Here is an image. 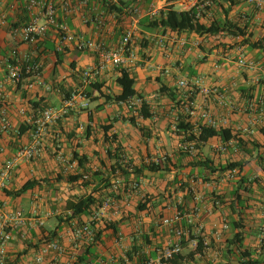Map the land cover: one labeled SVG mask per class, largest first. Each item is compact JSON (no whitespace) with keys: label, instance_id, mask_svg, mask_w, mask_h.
<instances>
[{"label":"crops","instance_id":"obj_1","mask_svg":"<svg viewBox=\"0 0 264 264\" xmlns=\"http://www.w3.org/2000/svg\"><path fill=\"white\" fill-rule=\"evenodd\" d=\"M5 1L10 3L15 0ZM122 1L128 2L130 8L137 4L144 11L155 8L157 17L168 7L182 11L190 4V0ZM234 1L235 7L242 9L243 23L246 21L250 24L247 37L252 42L264 43V25L261 28L257 27L264 20V12L258 11L244 0ZM229 4L230 1L227 0H216L211 15L206 18L213 17L218 5L220 8H228ZM90 6L94 17L105 12L100 0H90ZM127 8H124L126 13L130 11V8L128 10ZM146 17L149 16L145 15L139 19L132 41L136 60L124 68L135 78L137 95L143 96L150 105L152 118L147 120L137 117L136 113L129 112L123 104L106 101L105 97H102V94L95 89L91 93H86L91 83L85 84L82 72L99 62L96 53L80 52L73 44L62 43L53 27L50 28L45 39L35 45H29L15 40L10 35V26H0V103L3 104L0 110L7 112L15 130L20 129L25 122L32 121L34 113H31L28 108L30 101L46 98L44 103L59 107L68 100L67 93L73 95L77 91L96 98L94 101L87 99L86 95L78 98L69 115L48 128L47 134L42 139L43 150L48 154L55 155L58 147L71 157L74 152L79 153L82 163L78 164L75 173L91 178L92 183L88 187L81 190L65 182L56 183L54 180L57 175L64 174L63 167L57 161L56 155L50 158L44 152L38 159L21 162L5 181V186L0 188V213L23 210L28 216L41 217L45 222L42 228L32 227L24 234L14 235L7 246L8 264H35L41 247L53 232H57L56 240L68 249V252L61 257V261L65 264H74L88 244L80 243V249L78 252L75 251L73 227L62 223L60 220L62 217L56 218L63 212L57 211V205H65L66 200L73 195L91 193L99 195L104 192H106L105 195L100 199L110 196L115 204L111 207L113 209L111 213L108 212L111 209L98 213L99 208L96 212L99 218L95 228L97 231L102 230L106 223L113 221L116 222V232L112 229L103 232L101 241L93 247V252L89 256L90 264H141V259L144 257L154 264H236L233 260L239 256L238 250L228 242L237 233L243 237L244 249H248L254 255L261 254L260 240L264 235V170L260 156L264 158V148H254L252 145L254 142L264 145V118L253 124V118L259 119V110L252 114L250 111H243V108L248 107L250 103L257 108L264 106V50L250 49L247 44H241L243 38L233 37L226 32L200 36L195 33H177L171 30L164 32L162 29L146 31L140 25V21ZM28 20V15L23 8L10 13L11 25L21 26ZM58 21L67 23L72 33L82 35L86 39L103 41L111 49L118 45L122 37V35L116 36L117 19L108 21L107 30L99 29L92 23L85 24L82 14L75 16L62 12ZM132 22L131 16L126 19L122 34ZM202 22L205 23V19ZM139 31L146 32L145 39L139 38L137 34ZM14 49L20 57L27 56L41 63V79L47 87L38 85V79L34 76L25 77L17 84L6 81V60ZM53 49H61L59 51L62 55L61 63ZM241 53L257 62L259 69L251 71L240 67L237 60ZM119 70L120 68L108 65L92 83L103 84L102 91L105 94L112 96L119 94L120 87L117 83V78L120 76ZM182 79L191 82L199 79L202 87L226 90L231 106H222L214 95H203L198 89L179 87L178 82ZM163 86L177 90V101L182 100L184 104L192 98L201 110L209 109L221 127H229L239 132L248 152H244L238 145L228 147L225 152L216 149V145L224 144L219 137L200 143L194 154L179 150L178 142L182 137L173 130L178 114L183 111L184 106H176V102L172 101L167 94L160 93ZM85 104H88L87 109L83 107ZM199 113L198 109L196 115L192 116V124L196 132L200 124H205L199 118ZM90 114L93 116L92 121L89 119ZM129 116L136 117V125L123 119ZM82 124L86 127L90 125L91 133L86 134L87 128L85 132L82 131L80 129ZM109 124H112L110 134L117 135L115 142L104 141L103 127ZM140 127L146 130L147 137L142 135ZM248 127H253L255 132L243 133V130ZM16 133L0 132V147L4 148V152L0 153V171L5 162L14 156L17 149L30 142V134L18 139L14 137ZM117 146L119 147L116 151L117 155L121 159L124 158L123 163L129 162L131 166L146 164L147 158L158 153L172 155L173 165L168 166V170L157 173L150 170L143 171V177L139 179V188L130 190L127 187L124 193V184L130 186L136 180L134 175L125 181L114 179L117 174L113 173V165L117 157H110L107 151H115ZM208 159L214 162L217 169L229 162H244L240 176L248 179L251 184L247 186L248 191L243 192L245 198L243 206H235L232 202V194L237 189V179L223 180L224 176H221L220 171L213 173L211 169L197 165V162ZM40 171L48 176L55 174V177L50 179L43 175L44 178H40L38 175ZM23 176L27 177L26 181L36 178L50 179V182L28 191L19 198L6 196L3 190L20 188L24 183L19 185L17 181ZM208 178L210 181L205 182L204 179ZM173 179L175 183L172 184ZM117 180H120L119 187L122 188V192L114 190ZM109 183L112 184L110 195L105 188ZM171 189H173L172 192ZM60 190L67 191L64 203L57 197V194L62 193ZM192 190L205 197L206 205L201 209L200 216L194 219L193 223L184 218L170 227L161 225V219L173 216L176 209V205H172L171 198L182 197L183 204L178 208L186 215H193L196 204ZM46 191L55 196L51 198L50 207L41 208L42 195ZM216 196L226 203L214 206L213 200ZM146 199L150 200L147 210L141 211L139 204H144ZM240 212L242 218L238 217ZM66 214H68L67 211H65L64 219ZM91 217L92 215L88 214L79 219L87 222L92 219ZM240 219L242 229H233L231 223ZM198 221L204 225V231L201 234H195V224ZM224 222L229 225L226 230L222 228ZM178 227L191 230L193 233L182 239V253L175 261L157 262L161 251L177 240L174 229ZM201 241H209L210 248L199 252L198 243ZM129 253L132 258H128ZM218 257L222 259H217ZM45 259V264H48L51 256Z\"/></svg>","mask_w":264,"mask_h":264},{"label":"built area","instance_id":"obj_2","mask_svg":"<svg viewBox=\"0 0 264 264\" xmlns=\"http://www.w3.org/2000/svg\"><path fill=\"white\" fill-rule=\"evenodd\" d=\"M248 4L252 5L258 11L264 12V0H244ZM216 0H190L189 6H186L182 11L194 10L196 18H199L201 22L208 16L211 15V10L215 6ZM18 8H23L28 15V21L19 26L16 24L11 25L9 21L10 13L16 11ZM66 15H79L82 14L85 24H95L99 29H106L109 27L108 21H115L117 19L115 13L101 12L98 16H93V10H91L90 0H15L13 2H6L0 0V26H10V35L22 43L35 45L39 41L46 38L49 30L53 27L60 36L62 43L74 45L75 48L80 52H94L99 57V62L88 67L83 71V79L85 84L92 83L97 79L108 65L115 68L128 67L136 60V56L132 49V41L135 35V29L142 16H149L150 18L157 17V11L155 8H150L146 11L140 8L139 5L134 4L130 8V16L132 24L124 31L118 45L114 48H108L105 42L100 40L86 39L82 35L72 33L67 23L59 22L58 18L60 13ZM59 49L58 51H60ZM237 63L240 67L254 71L259 69V64L254 60L248 59L242 53L239 55ZM6 81L11 83H20L25 77L34 76L36 77L37 84L43 87H47V84L41 79L42 65L40 62L33 60L30 57H20L16 49L11 52V56L6 60ZM181 88H191V90H199L203 95L209 96L214 95L222 106L230 107L231 102L227 97L226 90L212 89L202 87L201 80L197 79L194 81H188L182 79L178 82ZM83 92H75L72 97L59 107H49L41 110L38 115L32 119L34 129L30 134L29 144L16 150L14 156L8 159L3 169L0 171V188L5 186V181L9 179L11 174L14 172L16 167L23 161H31L40 158L43 153L42 139L47 134L48 128L54 126L59 121L65 119L70 110L75 106L78 98H83ZM144 99L139 96L131 97L127 102L122 103L125 105L127 110L132 113H136L137 117L140 118L139 112L143 105ZM88 108V104L83 106ZM200 110L199 118L207 125L213 128H220L219 121L214 117L209 109H202L192 102L190 114L195 116L197 110ZM258 118H253L252 123L259 121L264 118V106L258 107L254 104H249L248 107L243 108L245 112L257 111ZM86 126L80 125V129L85 132ZM175 129V128H174ZM0 132L3 133H16L17 130L12 125L11 120L5 110H0ZM255 132L253 127H248L243 130V133L253 134ZM237 145L236 140H230L224 142V144L216 145V149H220L225 152L228 147ZM178 149L182 152L194 154L196 152V144L194 142H178ZM4 152V148L0 147V153ZM235 152L237 149L235 148ZM55 155L57 161L63 167L64 174L74 173L78 167V160H74L73 157L68 156L61 147L56 148ZM167 154L158 153L152 157L146 159V163L161 164L165 163L168 159ZM87 178V176H84ZM238 178V170L234 169L228 171L224 176L223 180H235ZM120 182L116 181L114 189H117ZM140 186V182H133L130 190H136ZM194 194L195 208L193 215L184 214L178 206L183 204V198L179 197L177 200L176 209L173 216H167L161 219V225L173 226L184 218H187L190 223H193L194 219L200 216L201 209L205 207V197L203 194L192 190ZM115 201L111 197H107L103 200L100 207V212H105L112 206ZM214 206L220 205L219 199L213 200ZM95 213L90 221L83 224H79L77 220L71 222L73 227V237L75 251L78 252L80 249L79 244H90L94 241L96 228L92 226L91 221H97L99 214ZM70 214V212H68ZM45 222L41 217H30L23 210H17L13 212L0 213V264H8V244L13 240L15 234H24L27 229L32 227H44ZM223 230L229 228L227 222L222 225ZM175 235L177 240L172 244L165 247L157 258V262L163 263L172 260L176 255L182 253L183 244L182 239L189 237L193 233L191 230L184 228H175ZM204 231V225L198 221L195 224V234H201ZM263 238L260 240V244L263 245ZM261 246V245H260ZM204 250L210 248L209 241H204ZM68 252L67 247L62 244L59 240L46 241L38 256L35 259V264H45L46 257L51 256L48 264H65L61 261V257ZM141 264H154L151 261Z\"/></svg>","mask_w":264,"mask_h":264},{"label":"trees","instance_id":"obj_3","mask_svg":"<svg viewBox=\"0 0 264 264\" xmlns=\"http://www.w3.org/2000/svg\"><path fill=\"white\" fill-rule=\"evenodd\" d=\"M230 1V4L228 8H224V19L223 20H217L214 19L210 24H205L201 22L199 18H196V13L194 10L191 11H176L170 7H168L166 10H162L160 15L156 18H150L146 17L140 21V25L142 28L146 31H156L159 29L164 30V32L171 30L172 32L177 33H195L197 35L203 36V35H218L221 33L226 32L228 35H232L233 37H241L243 38L241 41V44H247L250 49H257L261 48L264 50V43L262 41H256L252 42L249 37H247L248 28L250 26L249 22H246L244 24L241 23V21H233L231 20V12L233 11L236 2L234 0H227ZM100 4L102 9L106 13H115L117 14V22H115V28L116 30V36L122 35L123 27L125 25V21L127 18L130 17V13L124 11V8L128 7L127 10L130 8L128 2L125 1H119V2H113L112 0H100ZM128 5V6H126ZM55 54L58 57V61L61 63L62 58L61 54L58 50L53 49ZM37 61V60H36ZM120 76L117 78V83L120 87V93L116 95H109L105 94L102 91L103 84L100 83H91L89 90H87L86 93H91L94 89L101 93L102 97H105L106 101H114L115 103H125L127 102L131 97L133 96H139L144 99L143 96L137 95V91L135 89V78L131 75V73L125 69L120 68ZM83 74V72H82ZM93 82V81H92ZM160 93L167 94L172 101L176 102V106L181 107L184 106V109L182 112L178 114V118L176 120L175 124V133L180 135L181 141L183 142H194L196 144V148L200 146V143L207 142L209 139H212L214 137H219L223 142H227L230 140H236L237 145L243 149L244 152H248L247 148L245 147L246 144L244 143V140L242 137H240L239 132L234 131L232 128L229 127H220V128H213L212 126H209L207 124H200L199 130L196 132L194 124H192V116L190 114L191 109V103L193 102L192 98L188 99V102H185L182 104V100H178V94L177 90L171 89L168 87H161ZM86 95V94H84ZM67 99H70L72 95L70 93H67L66 95ZM87 99H91V101H94L92 96H87ZM46 98H42L39 101H30L28 102V108L31 110L30 112L34 113V117H36L37 112L41 111L45 108L53 107L49 106L44 103ZM3 106L2 103H0V108ZM140 117L143 119H151V108L149 103L144 99L143 105L139 112ZM90 121H92L93 116L89 115ZM125 121H129L130 123L136 125V117L135 116H129V117H123ZM91 126H87L86 134L91 133ZM32 129H34V124L32 121L25 122L20 129L17 130V133L14 135V137H17L18 139L23 138V136L27 134H31ZM112 129V124L106 125L103 127V138L105 142H115L117 140L116 134H110V130ZM140 131L142 132V135L144 137H147L146 130L143 127H140ZM254 148H264V145H261L257 142H254L252 145ZM119 147L115 149V151L108 150V154L110 157H117V160L115 164L113 165V173H116L117 176L114 179H122L127 180L131 175H134V179L139 182V179L143 177V171L150 170L152 172H160L163 170H168L169 164L166 166L164 163L161 164H154V163H146L140 166H131V164L123 163L124 158H120L119 155H117V150ZM73 159L78 160V164L82 163V158H80L79 153L74 152ZM121 160V162H120ZM260 161L262 162V167L264 170V158L260 156ZM117 165V167L115 166ZM198 166L206 167L208 169H211L213 173H216L218 171L221 172V176H225L228 171L231 170H238V178L236 180L237 183V189L233 192V204L235 206H243L245 203V198L243 196V192H247L248 188L247 186H250L251 182L248 181V179H245L241 175V172L243 171L244 162L243 161H234L229 162L226 165H221L220 168H216L214 165V162L211 160L206 161H199L197 162ZM165 166V167H164ZM50 179H30L26 181L20 188L14 189V190H3L6 196L12 197V198H19L23 196L28 191H31L35 189L38 186L43 185L44 183H49ZM117 180V181H120ZM56 183L58 182H65L70 184L72 187L75 188H86L88 187L92 182L91 178H85L83 174H76L70 173V174H58L57 177L54 180ZM135 181V182H136ZM205 182H209L210 179H204ZM130 185V184H129ZM132 185V184H131ZM131 185L128 186V184H124L123 192L125 193L127 191V187L131 188ZM108 195H110V189L112 188V184H108L106 187ZM116 191L122 192V188L118 186L117 189H114ZM106 192L101 193L99 195L97 194H89V195H73L70 196L66 200L65 204V210L67 212H70V214H66V218H60L62 223L71 225V222L73 220H78L79 224H83L85 222H82L80 219L85 215H92L99 210V208L102 205V202L104 200L100 199L103 195H105ZM118 196V195H117ZM120 196V195H119ZM110 197V196H108ZM107 198V197H106ZM112 198V197H111ZM215 199L220 200V205L226 203L225 201H222V199L219 196L214 197ZM148 202H150L149 199L145 200L144 204H139V209L141 211L147 210ZM238 217L242 218V213L240 212L238 214ZM80 218V219H79ZM92 218V217H91ZM92 226L95 227L96 221H91ZM116 222H108L105 224L104 228L102 230H95V238L94 241L85 247V251L78 256L76 262L74 264H90L91 260L89 259V256L93 252V247L101 241L103 232L112 229L114 232H116ZM231 227L233 229H242L241 219L238 221H233L231 223ZM52 234V233H51ZM264 234V231H263ZM57 237V232H53L50 237H47V242L51 240H55ZM45 241V242H46ZM44 242V243H45ZM230 245L234 246L238 250L239 256L237 257L236 264H264V238H263V245L261 246V254L254 255L253 252L249 251L248 249H244L243 246V237L237 233L232 240L228 242ZM183 244V241H182ZM204 242L201 241L198 243V251L202 252L204 249ZM180 255V254H179ZM128 258L131 257V253L128 254ZM179 257L176 255L172 260L175 261ZM141 263H146L149 261L147 258H142ZM224 264V263H220Z\"/></svg>","mask_w":264,"mask_h":264},{"label":"rangeland","instance_id":"obj_4","mask_svg":"<svg viewBox=\"0 0 264 264\" xmlns=\"http://www.w3.org/2000/svg\"><path fill=\"white\" fill-rule=\"evenodd\" d=\"M219 7V8H218ZM218 7H217V10L215 11V13H214V15H213V17H209V18H205V23L206 24H210L214 19H217V20H223L224 19V8H220V6L218 5ZM242 9H240L239 7L237 8V7H235L234 8V10H233V12L231 13V20H233V21H241V23L242 24H244L243 23V18H242V11H241ZM264 25V20H262L261 21V25L260 24H258L257 25V27H260L261 28V26H263ZM137 34L139 35V38L141 39V40H143V39H145V36L147 35L146 34V32H144V31H139V32H137ZM79 92H81V91H79ZM173 132H174V130H173ZM175 133V132H174ZM178 148V147H177ZM44 152H46L45 150H44ZM46 154V156H48V157H50V158H53L55 155L53 154V153H45ZM172 155L170 156L169 155V157H168V159H167V161L164 163V165H168L169 164V166H172L173 165V161H172ZM42 171H40V173L38 174L39 175V177L40 178H44V176L43 175H46L45 177H47V178H50V179H53L54 177H55V174H53L54 176H48V174H46V173H41ZM52 177V178H51ZM177 177V176H176ZM26 180H27V177L26 176H23V177H20L19 179H18V181H17V184H19V185H21L22 183H25L26 182ZM171 182H172V184L173 183H175V181H174V179L173 180H171ZM226 182V181H225ZM170 183V182H169ZM226 184V183H225ZM227 184H228V182H227ZM171 187H173V185H171ZM65 189H66V187H65ZM81 190H82V188H80ZM159 190H161V189H159ZM172 190L173 189H171L170 191L172 192ZM60 192H62L61 194L59 193V194H57L58 196L57 197H59L60 198V200H61V202H65V198H66V196H67V191L66 190H60ZM53 196H55V195H52V194H50V193H48V191H46L43 195H42V198L43 199H41L42 200V203H40V205H41V208L43 207V208H46V207H50V202H52V197ZM172 199V205H177V200H178V197H175V198H171ZM40 201V200H39ZM57 211L58 212H60L61 210L64 212H62L59 216H56V218H59V217H62V218H64V214H65V205H62V206H58L57 205ZM109 209H111V208H109ZM113 211V209H111L110 211L108 210V212H112ZM217 259H222V258H220V257H218ZM237 261V258L235 259V260H233V262L235 263Z\"/></svg>","mask_w":264,"mask_h":264}]
</instances>
